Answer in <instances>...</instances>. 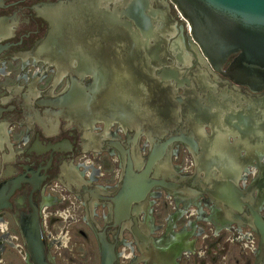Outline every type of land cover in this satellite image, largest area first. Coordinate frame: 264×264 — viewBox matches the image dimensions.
Returning <instances> with one entry per match:
<instances>
[{
    "label": "flooded vegetation",
    "instance_id": "obj_1",
    "mask_svg": "<svg viewBox=\"0 0 264 264\" xmlns=\"http://www.w3.org/2000/svg\"><path fill=\"white\" fill-rule=\"evenodd\" d=\"M133 1L0 0V264H43L29 248L46 264H101L103 249L113 264H198L214 229L254 230L247 206L240 213L218 200L208 175L238 176L243 195L256 197L264 90L214 71L169 0L130 9ZM91 70L105 74L94 94ZM73 87L80 107L51 104ZM191 124L197 151L168 144ZM157 148L175 172L166 180L178 184L154 186L147 204L125 213L127 162L135 169ZM180 149L188 173L173 163Z\"/></svg>",
    "mask_w": 264,
    "mask_h": 264
},
{
    "label": "water",
    "instance_id": "obj_2",
    "mask_svg": "<svg viewBox=\"0 0 264 264\" xmlns=\"http://www.w3.org/2000/svg\"><path fill=\"white\" fill-rule=\"evenodd\" d=\"M169 2L186 21L190 38L198 45L203 57L214 71L221 73L234 85L245 87L248 92L255 95L264 90V0H169ZM139 3L138 0L133 1L130 9L136 8ZM173 21L175 22L174 19ZM136 24L144 33L142 24H138V22ZM53 34V31H50L48 38L52 37ZM232 55L234 57L229 65L223 66ZM173 73L179 72L175 69ZM90 74L92 80L89 88L94 94L102 80H104L105 74L95 70H91ZM72 80L75 82L76 78L74 77ZM183 83L184 81L178 82V85H183ZM78 94L73 87L58 98L60 103H49L53 106L65 104L78 108L81 106ZM61 100L64 103H61ZM179 100H181L180 96ZM190 130L187 135L181 132L173 136L168 144L171 141L180 140L190 146L192 150L197 151V140L194 134L196 132L192 124ZM206 153L211 157V153H208V151ZM163 156H165V149L157 148L152 150L144 160L140 159L137 162L138 164L134 166L135 169L133 163L127 162L122 197L125 213L133 203L139 205V203L144 202L154 186L172 187L178 184L175 181L166 180L169 173H160L157 163ZM214 159H209L210 161L206 165L207 168L212 167ZM201 160H204L203 157ZM202 163L204 162H200L201 166ZM225 166H227L226 163ZM259 170L264 173V168ZM206 173L207 175L210 174L209 170ZM208 176L217 178L218 191L214 190L211 193L218 200L226 205L233 206L240 213L243 211L244 206H247L249 214H243L244 221L257 232L261 245L255 264L261 257L264 260V216L260 214L257 204L253 203L252 199L254 198L250 195L245 197L243 191L238 189L235 184L238 176L233 177L224 174V171L223 176L217 174ZM250 188L251 190L254 189V180ZM256 193L257 202H262L264 191L258 189ZM237 212H234V214L240 220ZM29 249L33 258L38 259V261L42 259V263L46 264L41 249ZM113 261V253L111 251L106 252L103 249L101 264H113Z\"/></svg>",
    "mask_w": 264,
    "mask_h": 264
},
{
    "label": "rangeland",
    "instance_id": "obj_3",
    "mask_svg": "<svg viewBox=\"0 0 264 264\" xmlns=\"http://www.w3.org/2000/svg\"><path fill=\"white\" fill-rule=\"evenodd\" d=\"M173 14L174 16H176L174 12ZM187 34L190 37L188 25H187ZM181 149L179 153L174 154L175 158L178 155V159H175L173 157V163L177 165L179 173H185V171H187L188 173L189 172L188 170L191 169L190 157L186 152H183ZM252 172L253 173L246 176V181L243 180L244 182L241 183L242 187L244 186V184L248 183V181L252 179V176L254 177L255 175L254 171L252 170ZM154 189L159 190L158 188H154ZM195 201L196 200L192 201V203H194ZM159 202L165 204L166 206H169V204H167L166 201H159ZM259 212L264 216V204ZM210 232L212 231H209V234ZM233 237H236L237 239L234 242L231 241L234 240ZM208 240H209L208 241L209 244L207 245L208 251L207 254H205L206 257L204 258V260H197L198 264H255V260L259 254V247H260L259 236L257 232L251 230L245 224L236 225V230H234L233 233L224 232L221 230L217 231L214 229L212 234H210ZM67 254L68 252L64 251V256H66Z\"/></svg>",
    "mask_w": 264,
    "mask_h": 264
},
{
    "label": "bare ground",
    "instance_id": "obj_4",
    "mask_svg": "<svg viewBox=\"0 0 264 264\" xmlns=\"http://www.w3.org/2000/svg\"><path fill=\"white\" fill-rule=\"evenodd\" d=\"M111 31H113L112 33H116L115 31H116V28H115V26H111V29H110ZM133 34H134V32H132ZM175 34V33H174ZM194 104V103H193ZM255 157L257 158V159H259L258 158V156H256L255 155ZM261 165V164H260ZM264 166V165H263ZM157 167H158V169L160 170V172H167V170L165 169V167L162 165V163H161V160H159V162L157 163ZM262 168V167H261ZM264 168V167H263ZM165 169V170H164ZM172 170V172H173V174L175 173L174 171H173V169H171ZM168 172H170V173H172L171 171H168ZM167 172V173H168ZM223 176V175H222ZM230 176H233V177H235V175H230ZM260 190V191H264V173H263V171H259V174L257 175V177L254 179V189L253 190ZM147 200V199H146ZM146 200L143 202V204L144 203H146ZM253 200V203H255V204H257V206H258V208H260V205L262 204V202L264 201V199H263V201L262 202H260V201H258L257 202V198H254V199H252ZM220 203V202H219ZM147 204V203H146ZM145 204V205H146ZM220 205H222V204H220ZM234 214V213H233ZM234 216H236L235 214H234ZM236 219H237V217H236ZM241 220H242V218H240ZM263 258L261 257L260 258V260L257 262V264H263Z\"/></svg>",
    "mask_w": 264,
    "mask_h": 264
}]
</instances>
